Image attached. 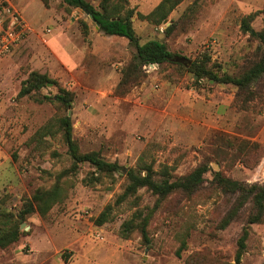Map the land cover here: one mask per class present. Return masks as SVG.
<instances>
[{"label": "rangeland", "instance_id": "rangeland-1", "mask_svg": "<svg viewBox=\"0 0 264 264\" xmlns=\"http://www.w3.org/2000/svg\"><path fill=\"white\" fill-rule=\"evenodd\" d=\"M88 1L94 6L98 3ZM9 3L26 18L31 30L0 60L2 207L19 218L23 200L35 188L48 186L53 176L62 171L71 185L64 201L54 205L44 217L31 213L19 224L26 235L33 234L38 241L45 239L53 247L31 249L24 241L26 235H22L0 249V264H8L10 260L32 264L39 253L46 254V264H184L187 255L202 249L235 264V241L243 215L217 229L215 224L227 202L223 198L216 200L207 189L191 198L171 197L163 201L147 225L146 245L137 231L128 239L118 235L120 222L134 209L131 206H152L154 196L144 188L136 191L135 199L128 196L114 206L108 221L95 225L93 219L106 204L114 203L126 182V168L133 166L141 155L145 162H152L154 169L162 164L174 165L176 175L207 162L209 170L204 174L207 180L211 172L219 170L236 180L263 182L264 152L257 164L248 168L238 161V153L225 145V139L264 142V76L258 84L260 93L251 99L245 97V101L239 97L235 100L231 84L205 81L195 87L188 73L172 83L159 68L150 74L142 71L138 84L122 96H115L112 92L116 84L111 86L115 77L111 71L126 63L133 47L122 38L99 34L81 9L67 11L59 5L60 0H47V7L40 0H9ZM262 4L263 0H182L160 25L133 17V28L139 43L156 39L164 42L169 51L188 58L207 50L211 60L228 74H237L254 57L257 44L254 37L240 31L239 21L260 10ZM182 13H189V18L179 32V26L185 22L180 17ZM78 20L88 24L86 36L81 34ZM170 20L176 21L177 26L165 36L163 28ZM263 22L264 13H258L249 25L258 30ZM56 32L60 36L59 46L64 48L63 44L68 43L77 54L86 47L80 63L74 51H67L79 64L77 67L69 68L57 57L51 39ZM90 50L96 53L92 57ZM82 64L87 68L83 70ZM29 70L45 72L74 92L66 112L57 110L50 100H42L43 95L51 97L55 93L52 85L16 98L20 82ZM101 71L110 72L105 78ZM65 113L70 117L71 136L78 140L79 151H97L102 159L116 161L121 167L112 177L93 180L89 174L92 168L86 163L71 170L56 121ZM44 124L52 134L46 133L37 143L30 140ZM72 233L79 239L78 247L68 246ZM182 234L186 235V246L176 256ZM238 264H264V223L250 225Z\"/></svg>", "mask_w": 264, "mask_h": 264}, {"label": "trees", "instance_id": "trees-1", "mask_svg": "<svg viewBox=\"0 0 264 264\" xmlns=\"http://www.w3.org/2000/svg\"><path fill=\"white\" fill-rule=\"evenodd\" d=\"M44 7H47V0H40ZM182 0H159V2L146 14L135 11L128 6L127 0H98L96 6L88 0H60L59 5L65 10L73 8L86 10L90 19L97 24V30L104 35H114L127 39L128 44L133 47L129 59L120 68V77L113 89V95L122 96L128 89L141 81L142 65L155 63L160 71L164 72L165 79L176 83L180 76L188 73L192 76V85L198 86L202 82L214 84H231L234 90V98H254L260 92L258 84L264 76V22L258 30H253L249 22L258 13H264V0L260 10L241 17L239 29L248 33L257 41L254 57L248 65L237 74H228L221 65L211 60L210 53L204 50L197 53L193 58H188L179 53L169 51L164 42L149 39L142 43L134 31L132 18L144 20L152 25H160L166 19L169 12ZM181 18L185 22L179 26V32L184 30V24L189 18V13H182ZM81 34L86 36L88 25L83 20H78ZM177 22L170 20V23L163 28L165 36H169L176 28ZM55 87V93L50 96H42V100L51 101L56 109H63L65 112L74 97L72 90L63 87L58 80L50 77L45 72L29 70L26 77L21 80L16 98H21L39 92L45 86ZM240 100V99H239ZM58 128L66 145V153L70 159L72 171L78 168L79 164H88L92 171L89 173L93 180L98 181L101 176L112 177L121 167L116 161H105L97 151L81 152L78 149V140L71 136L70 117L65 113L56 120ZM46 124L42 125L31 137L37 143L42 136L50 133ZM52 134V133H50ZM225 145L238 153V161L245 167L252 168L257 164L264 152V142L259 143L247 139L226 138ZM175 166L162 164L157 169L153 168L152 162H145L142 155L137 158L133 166L127 167L124 176L125 184L122 192L117 195L113 204H106L94 217L95 225H101L109 220L110 212L114 206L119 205L128 196L135 199L136 191L144 188L154 196L152 206L138 208L136 204L128 218L123 219L118 228V235L122 239L130 238L134 231H137L143 244L149 242L147 237V225L153 212L161 203L171 197L191 198L202 189L212 194L216 200L224 199L227 207L222 216L215 224L217 229L225 228L230 222L242 218L239 235L236 238V248L233 254L235 264L245 250V242L249 234L251 224L264 223V181L245 182L236 180L220 172H211L207 180L204 174L209 170L207 162L196 164L190 171L183 175L174 173ZM65 171L53 176V181L48 186L35 188L27 199L23 200L22 208L16 214L2 207L0 201V249H4L16 242L20 236L27 233L19 229L23 218L31 213L44 217L54 205L61 204L67 194V187L71 185ZM206 182V185L203 183ZM186 236V235H185ZM185 236L182 234L175 255L185 248ZM184 264H232L214 257L208 250L191 252L184 259Z\"/></svg>", "mask_w": 264, "mask_h": 264}, {"label": "crops", "instance_id": "crops-1", "mask_svg": "<svg viewBox=\"0 0 264 264\" xmlns=\"http://www.w3.org/2000/svg\"><path fill=\"white\" fill-rule=\"evenodd\" d=\"M8 3H9V0H6ZM128 1V0H127ZM159 2V0H154V1H152V0H148V1H146V0H129L128 1V6L129 7H133L134 9H135V11H140V9H143L144 10V12L142 13V14H146L148 11H150L157 3ZM137 3V4H136ZM10 4V3H9ZM12 5V4H11ZM13 6V5H12ZM43 6V5H42ZM14 7V6H13ZM44 7V6H43ZM15 8V7H14ZM16 9V8H15ZM17 10V9H16ZM17 12H18V10H17ZM19 13V12H18ZM20 15V14H19ZM21 18H22V20L23 21H25L26 23H27V21H26V18L23 16H20ZM132 20V23H133V18L131 19ZM28 24V23H27ZM29 25V24H28ZM88 25V24H87ZM94 29L96 30V32H98L99 34H102L101 32H99L98 30H97V28H96V26L94 25ZM102 35H104V34H102ZM104 36H108V37H118V38H122L123 40H125L126 41V43L128 44V41H127V39H125V38H123V37H119V36H114V35H104ZM60 38V36L58 35V32H56L55 33V35H52V48H56L55 50H54V52L57 54V57L58 58H60V60L63 62V64H65V65H67V67H69V68H75V66L77 67L79 64L78 63H80V61H81V58L83 57V55H84V52H86L85 51V49H86V47L84 46V49H82V52H81V54H79V52H78V54L74 51V49H71V47L69 46V44L68 43H65V44H63V45H65V47L63 48V47H61V46H59L60 44L57 42V40ZM129 45V44H128ZM58 49H60V51H58ZM71 49V51L73 52L74 51V53H76V56H77V60H78V63L74 60V58H71V57H69L68 56V54H67V51H69ZM66 50V51H65ZM62 51V52H61ZM70 52V51H69ZM90 52H91V54H93V55H91V57L92 56H94L96 53L94 52V51H92V50H90ZM61 53H62V55H61ZM80 60V61H79ZM83 65V70L84 69H86L87 67L84 65V64H82ZM82 67V66H81ZM114 68L116 69L117 68V65L116 66H114ZM112 70H114V69H112ZM120 67L117 69V71H111L113 74H112V77L114 78L113 79V83H112V85L111 86H114L117 82H118V79H119V76H120ZM110 71H104V72H102L101 71V75H104L105 76V78H106V76L108 75V73H109ZM108 91H110V89L108 90ZM69 236H71L72 237V239H70L69 241H68V246H71V247H78L79 245H78V238H77V236L75 235V234H69ZM34 237V235L33 234H28V235H26L24 238V241H27L28 242V244L30 245V248L31 249H37L38 248V250H39V248L42 250V248H44V250L45 249H47V248H49V246H51V247H53V244H51L50 242H48V241H46L45 239H40V241H38V240H36V238H33ZM18 246H21V244L20 245H18ZM41 250H39V251H41ZM38 251V252H39ZM45 256H46V254H42V253H39V255L37 256L38 258H37V260H35V262L34 263H32V264H46V258H45ZM8 264H26L25 263V261H20V260H18V261H16V263H14V261H12V260H10L9 261V263Z\"/></svg>", "mask_w": 264, "mask_h": 264}, {"label": "built area", "instance_id": "built-area-1", "mask_svg": "<svg viewBox=\"0 0 264 264\" xmlns=\"http://www.w3.org/2000/svg\"><path fill=\"white\" fill-rule=\"evenodd\" d=\"M30 30V26L22 20L17 10L6 0H0V60L18 46ZM141 68L144 73L150 74L157 69V65L147 63ZM82 214H86V211H82ZM95 236L100 239L98 233Z\"/></svg>", "mask_w": 264, "mask_h": 264}, {"label": "water", "instance_id": "water-1", "mask_svg": "<svg viewBox=\"0 0 264 264\" xmlns=\"http://www.w3.org/2000/svg\"><path fill=\"white\" fill-rule=\"evenodd\" d=\"M82 11H83V13L86 14L89 18L91 17L90 14H88L86 10H83V9H82ZM94 24H95V26H96V28H97V24H96V23H94ZM20 227H21V225H20Z\"/></svg>", "mask_w": 264, "mask_h": 264}]
</instances>
